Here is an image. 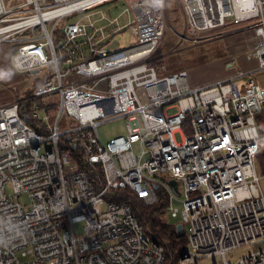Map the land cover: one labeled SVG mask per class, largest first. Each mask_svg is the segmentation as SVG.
I'll return each mask as SVG.
<instances>
[{"label":"built area","instance_id":"1","mask_svg":"<svg viewBox=\"0 0 264 264\" xmlns=\"http://www.w3.org/2000/svg\"><path fill=\"white\" fill-rule=\"evenodd\" d=\"M10 1L0 0V43H11L16 71L41 80L31 96L0 106V264H165L164 246L133 204L108 198L120 188L148 205L164 194L159 211L174 217L182 203L192 231L179 264L213 256L221 257L214 264H264V248L227 256L264 241L256 119L264 81L255 75L264 71V0H180L191 34L241 25L257 38L255 68L195 85L187 70L161 76L151 63L169 0H125L123 12L134 13L125 25L97 9L111 0ZM71 14L78 19L60 29ZM125 28L138 42L111 50ZM50 94L60 100L44 98ZM28 99H41L30 111L37 127L22 117ZM121 117L127 132L104 141L99 126Z\"/></svg>","mask_w":264,"mask_h":264},{"label":"rangeland","instance_id":"2","mask_svg":"<svg viewBox=\"0 0 264 264\" xmlns=\"http://www.w3.org/2000/svg\"><path fill=\"white\" fill-rule=\"evenodd\" d=\"M15 2L11 0L10 4L15 5ZM23 2L24 0H19L17 4H22ZM126 6L127 2L125 0H119L117 4L114 3V0H111L96 7L103 10L108 16L115 17L120 14L119 23L125 25L130 16L134 17V13L132 12H123ZM77 15L71 14L62 17L59 20V28L63 29L68 22L78 19ZM100 15V13L96 14L94 18ZM256 40L254 30L240 25L229 26V28L226 27L222 30L208 31L206 35L191 34L186 27V16L180 0H169L165 35L159 49L153 56L155 60L154 65L161 76L180 70H187L191 84L210 83L223 78L231 72L245 70L247 67L254 65L256 61ZM137 42L138 37L132 34L129 28H125L116 33L107 43V46L111 50H116L127 48ZM13 50L11 43H0V106L22 100L41 80L31 79L28 74L18 72L13 68L10 60ZM49 74L50 67L44 68L41 73V75L46 76ZM255 75L259 81H264V71H258ZM44 98L53 103L60 100L59 94H50ZM173 111L171 110V112ZM126 132L127 123L125 117L109 120L99 126V133L104 141H108L110 138L119 134H125ZM177 138L180 140V134H177ZM262 145L264 146V141ZM260 183L264 190V177H262ZM179 184L182 189V182ZM7 189L9 192L14 193L12 184L8 183ZM19 199L27 208L30 207L32 203L30 194L24 193ZM174 205L180 210L179 217L172 216L170 211H165L161 216L169 222H184L185 233L189 235L192 231L191 223L181 218L182 203L176 200ZM83 225L84 222L76 224L75 228L78 233H82ZM261 248H264V241L254 246H244L230 251L227 256L232 260H237L248 252ZM220 258L213 256L189 264H214Z\"/></svg>","mask_w":264,"mask_h":264},{"label":"trees","instance_id":"3","mask_svg":"<svg viewBox=\"0 0 264 264\" xmlns=\"http://www.w3.org/2000/svg\"><path fill=\"white\" fill-rule=\"evenodd\" d=\"M61 31L62 30L58 31V35H60ZM151 63L155 64L154 58H152ZM34 89L35 88H32V90H30V92L27 94L28 96L26 95L25 98L31 96L34 92ZM37 101H41V99H28L22 103V117L34 127H37V122L31 116L30 111L31 107ZM256 119L260 127V132L264 135V112L257 114ZM257 166L258 171L264 175L263 145H261L257 154ZM91 174L92 178H94L95 173ZM108 198H119L131 202L134 206L137 217L143 223L145 230L151 236L152 240L159 242L164 246L167 258L165 264L179 263V260L182 257V248L188 242V235L186 233H178L176 229L177 223L169 222L161 216L165 210L159 211V209L164 208L168 203L164 194H162L160 202L156 205L146 204L144 199L130 188H120L114 195H109Z\"/></svg>","mask_w":264,"mask_h":264},{"label":"water","instance_id":"4","mask_svg":"<svg viewBox=\"0 0 264 264\" xmlns=\"http://www.w3.org/2000/svg\"><path fill=\"white\" fill-rule=\"evenodd\" d=\"M170 184L177 190V181L176 180H171ZM156 187H158V186H156ZM176 229H177L178 233H185L184 224L182 222H178L176 224Z\"/></svg>","mask_w":264,"mask_h":264},{"label":"crops","instance_id":"5","mask_svg":"<svg viewBox=\"0 0 264 264\" xmlns=\"http://www.w3.org/2000/svg\"><path fill=\"white\" fill-rule=\"evenodd\" d=\"M232 26H235V25H232ZM241 26V25H240ZM244 27V26H243ZM256 59V58H255ZM256 62L257 61H255V64L254 65H252V66H250V67H247L245 70H251V69H253V68H255L256 67ZM236 72L234 71V72H231L230 74H227V75H225L223 78H227V77H229V76H231V75H233V74H235ZM223 78H219V79H217V80H220V79H223ZM217 80H215V81H217ZM240 81L241 82H244V79H242V78H240ZM209 83V82H208ZM195 84H198V83H195ZM205 84V83H204Z\"/></svg>","mask_w":264,"mask_h":264},{"label":"bare ground","instance_id":"6","mask_svg":"<svg viewBox=\"0 0 264 264\" xmlns=\"http://www.w3.org/2000/svg\"><path fill=\"white\" fill-rule=\"evenodd\" d=\"M229 28V27H228ZM226 30V29H225ZM30 77V76H29ZM32 79V78H31Z\"/></svg>","mask_w":264,"mask_h":264}]
</instances>
